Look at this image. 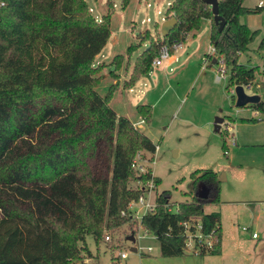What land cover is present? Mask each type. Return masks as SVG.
Here are the masks:
<instances>
[{
	"label": "trees",
	"instance_id": "16d2710c",
	"mask_svg": "<svg viewBox=\"0 0 264 264\" xmlns=\"http://www.w3.org/2000/svg\"><path fill=\"white\" fill-rule=\"evenodd\" d=\"M0 1V264H71L89 254L86 235L97 244L104 232L123 225L150 233L161 256H180L185 230L193 232L196 220L211 242L201 243L196 254L218 255L219 213L204 211L219 201L220 182L210 169L189 174L188 199L176 211L168 210V192L160 191L152 211L139 219L128 215L127 203L141 193L129 183L150 174L148 168L136 175L131 160L140 151L152 155L155 145L109 106L116 83L102 96L94 89L99 77L93 59L109 37V14L96 19L85 0ZM262 1L247 8L243 0H217L224 20L218 31L202 0H170L164 19L173 17L175 25L163 37L144 31L140 41L147 47L134 58L124 88L149 70L159 46L183 42L202 19L210 20L208 42L222 58L228 84L251 86L259 67L239 57L258 31L239 19L260 12ZM118 2L122 9L128 0ZM250 106L264 118V93ZM135 111L149 120V105ZM199 185L207 188L204 198L196 195Z\"/></svg>",
	"mask_w": 264,
	"mask_h": 264
},
{
	"label": "rangeland",
	"instance_id": "374dc122",
	"mask_svg": "<svg viewBox=\"0 0 264 264\" xmlns=\"http://www.w3.org/2000/svg\"><path fill=\"white\" fill-rule=\"evenodd\" d=\"M85 1L96 19L109 14L111 30L109 40L93 59V65L97 64L95 75L99 77L95 91L102 96L113 83L117 84L116 90L124 89L123 95L116 94L109 102L117 114L128 117L132 123L137 114L133 109L135 104L148 102L150 106L149 120L140 125V131L156 145V150L152 155L138 152L140 157L136 162L152 170L159 179L155 192L167 191V201L174 208L178 202L188 199L191 172L203 169L216 172L220 182L219 201L206 204L204 211L220 214L226 242L234 237L242 241L239 254L227 264H264V118L250 104L235 106V86L228 84L227 70L220 78L215 63L205 67L195 56L194 52L201 53L208 48L205 26L192 40L181 42V47L161 65L155 69L150 67L129 91L123 85L131 64L147 46V40L140 41L142 35L147 30L151 37L156 38L157 34L161 37L159 28L170 0H128L122 9L118 0ZM258 1L243 0L242 5L255 8ZM203 20L210 28V20ZM239 20L258 31L248 45L249 50L240 56V63L259 67L260 87L253 82L245 91L262 97L264 47L258 46L264 39V7L260 12L240 16ZM128 46L133 47L129 54L126 53ZM208 53L203 57L205 63H208ZM114 56L120 58L114 59ZM215 117L223 119L217 132L213 131ZM229 125L230 131L226 132ZM231 135L235 143L231 142ZM253 231L259 233V239L251 237ZM143 232L140 226L123 225L104 232L97 244L86 235L84 241L89 254L82 252L71 264H177L182 261L175 256H161L157 240L150 233L142 235ZM129 236L135 241L128 240ZM131 247L136 250L131 251ZM120 252L125 254L124 258L119 257ZM183 254L187 257V252Z\"/></svg>",
	"mask_w": 264,
	"mask_h": 264
},
{
	"label": "built area",
	"instance_id": "2783aa9c",
	"mask_svg": "<svg viewBox=\"0 0 264 264\" xmlns=\"http://www.w3.org/2000/svg\"><path fill=\"white\" fill-rule=\"evenodd\" d=\"M0 5H2V2L0 1ZM259 6L263 5V1H259ZM181 47V42L173 43L170 46H167L165 44H162L156 56L151 60L150 67H156L161 64L163 60H166L169 58L173 53H175L179 48ZM209 57L212 55V59H214V63L218 66L217 71L219 72V77L223 78L224 74L226 72V69L223 65L222 58L214 53V49L212 46L209 47L208 50ZM203 62L205 63V59L203 58ZM156 150V146H155ZM140 157L139 153H136L133 159L131 160L130 167L134 170L136 175L144 174L147 172V169L145 166L141 165L140 163L136 162V159ZM153 175L149 174L148 179H146L144 182H141L139 180H135L132 182V187H136L138 189H141V193L133 200H130L127 203L126 209L128 211V215L130 217H133L135 219H139L143 214L148 213L154 209V198L157 194L155 192L156 185L154 184V181L152 179ZM170 211H176L175 207L168 208ZM185 225V224H184ZM194 231L190 232L188 229L185 230V239H184V248L187 251H190L194 254H196L197 248L201 243H204L206 247H210V239L206 236H202L200 233V224L196 220L194 224L192 225ZM243 230H248L247 227H243ZM146 232L144 231L142 235H145ZM141 235V236H142ZM252 238H256L257 234L255 232H252L251 234ZM104 239L107 240L108 236H104ZM147 250H150V247H147ZM120 258H124L125 254L123 252H120L119 254Z\"/></svg>",
	"mask_w": 264,
	"mask_h": 264
},
{
	"label": "crops",
	"instance_id": "0c3cea01",
	"mask_svg": "<svg viewBox=\"0 0 264 264\" xmlns=\"http://www.w3.org/2000/svg\"><path fill=\"white\" fill-rule=\"evenodd\" d=\"M261 1V0H259ZM258 1V3H259ZM258 5V4H257ZM259 6V5H258ZM164 19V18H163ZM203 20V19H202ZM200 22V26L197 30H191L185 37V39L183 41H189V40H192L198 33H199V30L202 26H205V28L207 29V40H208V32H209V24H207L206 22H204V20ZM110 33H111V30L109 29ZM109 37H110V34H109ZM109 37L107 39V41L109 40ZM106 41V42H107ZM106 44V43H105ZM209 47H210V44L208 42V48L203 50L201 53H198V51L194 52L195 56L199 59V61H201L205 67L208 66L207 64H211V62L209 63H204L203 62V57L207 54L208 50H209ZM101 51V50H100ZM242 55V54H241ZM240 55V56H241ZM97 56V54L94 56V58ZM186 62V61H185ZM184 62V64H185ZM239 62H240V57H239ZM161 65V64H160ZM201 65V66H202ZM159 66V65H158ZM156 66V67H158ZM154 67V69L156 68ZM259 76H255V79H254V83H255V86L257 88L260 87L261 85V82H260V79L258 78ZM133 86V85H132ZM131 86V87H132ZM131 87L128 89L129 91L131 90ZM124 89H122L121 87H119V89H117L113 95H112V98H111V101L113 100V97H115L116 94H120V95H123L124 94ZM261 97V96H260ZM110 101V102H111ZM110 102L108 103L109 106H110ZM138 104H145V105H149L148 102H144V103H137L134 105L133 109H134V112H135V106L138 105ZM111 107V106H110ZM113 110V109H112ZM114 111V110H113ZM114 113L116 114V116H118L119 114H117L115 111ZM126 117V116H125ZM130 122H131V119H129L128 117H126ZM134 119H135V123H132L134 125V127H136L139 131H140V125L143 124L144 122L142 121V119L136 114L134 116ZM225 131H230V125L228 127H226ZM141 132V131H140ZM143 133V132H141ZM144 134V133H143ZM146 135V134H144ZM147 136V135H146ZM148 137V136H147ZM149 138V137H148ZM150 140V139H149ZM151 141V140H150ZM152 142V141H151ZM231 142L235 143V140L233 138V135H231ZM156 146V145H155ZM224 153H226V150H224ZM151 174L153 176L154 173L152 172L151 170ZM222 179V178H221ZM202 185H199V187H201ZM166 197L169 198V193L166 194ZM205 212H213V211H205ZM219 224H220V214H219ZM220 230H221V242H220V252L218 255H197V254H194L190 251H187L185 250L184 252H187V257L182 254L180 256H175V258H178V260H182V261H177V264H195L197 262V264H207V262H211V264H214V262H220V261H224L229 263V259H235V257L237 256V254H239V247L242 245V241L240 239H238L237 237H234V238H230L229 242H226L225 241V236H224V233H223V230L221 228V224H220ZM263 231H264V228H263ZM257 234V237L254 238V239H259V233H257L256 231H253ZM252 237V236H251ZM129 240V239H128ZM135 241V238H133V241ZM133 247L130 248V250L132 249ZM135 249V248H134ZM136 250V249H135ZM147 251H150V250H147ZM192 255V256H191ZM233 257V258H231ZM186 258V259H185ZM190 258V259H189ZM196 258H199V259H196Z\"/></svg>",
	"mask_w": 264,
	"mask_h": 264
},
{
	"label": "water",
	"instance_id": "95a60500",
	"mask_svg": "<svg viewBox=\"0 0 264 264\" xmlns=\"http://www.w3.org/2000/svg\"><path fill=\"white\" fill-rule=\"evenodd\" d=\"M210 9V13L212 15V21L217 25V30H221L224 25V20L218 14L217 10V0H202ZM175 19L173 17L164 19L160 25L159 33L161 37L165 36L168 31H170L175 25ZM147 47V46H146ZM214 63V59L211 60V64ZM234 95H235V106L243 107L247 104H255L260 101L261 97L258 94H248L245 91V88L242 85H235L234 87ZM221 117H215L213 120V131L217 132L219 130L220 124L222 122ZM220 180V179H219ZM207 194V188L205 186L198 187L197 196L200 198H204ZM128 239L132 242L133 236H129ZM131 251H135L134 248Z\"/></svg>",
	"mask_w": 264,
	"mask_h": 264
}]
</instances>
